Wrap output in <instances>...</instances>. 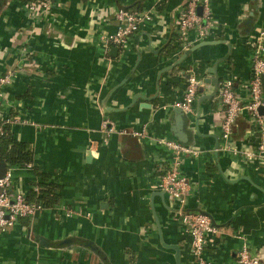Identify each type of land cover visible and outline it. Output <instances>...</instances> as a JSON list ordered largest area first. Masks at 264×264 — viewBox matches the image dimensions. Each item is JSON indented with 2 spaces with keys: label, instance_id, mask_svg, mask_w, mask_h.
<instances>
[{
  "label": "crops",
  "instance_id": "0c3cea01",
  "mask_svg": "<svg viewBox=\"0 0 264 264\" xmlns=\"http://www.w3.org/2000/svg\"><path fill=\"white\" fill-rule=\"evenodd\" d=\"M184 2L52 0L46 17L32 20L25 0H0V77H12L0 116L16 118L12 132L34 151L32 166L8 168L11 191L28 196L37 171L62 187L56 206L0 231V264H177L173 245L181 264H193L181 220L191 213L219 229L206 260L239 264L247 247L264 262V163L222 150L218 95L231 79L248 102L250 41L264 31V0H210L209 30L187 50L178 39ZM122 8L152 17L111 54L116 47L107 51L101 38L116 32ZM190 75L204 87L185 113L183 142L175 109ZM254 133L245 111L231 146L250 150ZM166 141L197 153L182 158L191 183L184 206L160 189L173 158Z\"/></svg>",
  "mask_w": 264,
  "mask_h": 264
},
{
  "label": "built area",
  "instance_id": "2783aa9c",
  "mask_svg": "<svg viewBox=\"0 0 264 264\" xmlns=\"http://www.w3.org/2000/svg\"><path fill=\"white\" fill-rule=\"evenodd\" d=\"M26 3L29 16L32 20H37L46 17L51 9L52 0L28 1ZM200 7H202V14L199 13ZM151 17V14L146 10L119 9L115 14L118 24L116 32L112 35H103L101 38L106 50L110 51L113 47L119 50L125 49L128 39L138 33L141 25L151 20ZM210 19V0H185L178 21V39L182 46L181 49L191 48L194 43L201 41L206 36L210 27ZM191 33L195 34L193 42L189 39ZM250 43L253 50L252 73L248 81V102H243L238 96L235 83L231 79L223 82L218 90L223 116L221 129L224 145L222 150L231 152L235 156L241 155L249 161L264 163V90L262 83L264 75V31H260L251 39ZM11 81V75L0 77V97L3 87L10 84ZM203 87L204 82L202 80L190 75L187 79L183 100L176 104V107L186 114L192 113L194 103ZM261 109H263V113ZM245 111L248 112L256 133L250 142V150H240L231 146L234 126L238 117ZM16 121L15 117L3 119L0 116V133H3L5 124H13ZM133 135L141 136L138 132H133ZM164 144L171 149L173 158L161 179L160 189L164 194L184 206L190 194L191 183L188 178L181 174L182 158L197 153L180 142L166 141ZM11 186L12 173L7 169L4 176L0 178V231L2 232H7L13 228L21 219L34 218L40 211L44 210L40 204L28 202L26 195L12 192ZM35 191L38 192V189L36 188ZM181 220L187 226L190 236L193 264H212L205 259L204 254L210 240L218 235L219 229L213 224L209 216L202 213L186 214ZM237 261L239 264H264L257 256L252 255L247 247H243L239 251Z\"/></svg>",
  "mask_w": 264,
  "mask_h": 264
},
{
  "label": "trees",
  "instance_id": "16d2710c",
  "mask_svg": "<svg viewBox=\"0 0 264 264\" xmlns=\"http://www.w3.org/2000/svg\"><path fill=\"white\" fill-rule=\"evenodd\" d=\"M38 2L44 0H25ZM11 123L5 124L3 133H0V163L6 165L7 169L13 166H32L34 162V151L29 143L20 141L11 130ZM41 177L40 183H37L27 196L28 202L40 204L44 209L52 208L60 202V192L62 187L50 182V178L37 171Z\"/></svg>",
  "mask_w": 264,
  "mask_h": 264
},
{
  "label": "water",
  "instance_id": "95a60500",
  "mask_svg": "<svg viewBox=\"0 0 264 264\" xmlns=\"http://www.w3.org/2000/svg\"><path fill=\"white\" fill-rule=\"evenodd\" d=\"M199 13H202V7L199 8ZM203 44L196 46L195 48H193L192 50H188L184 57L182 58V60H184L191 52H193L194 50H196L197 48H199L200 46H202ZM118 51V48H113L111 50V54L116 53ZM205 83H213L214 85H217L218 82L217 80H207ZM262 83H263V90H264V75L262 77ZM215 95V94H214ZM261 111L263 112V109H261ZM175 112L177 114V126H176V133L178 138L183 141L186 142L187 141V133L184 130V122L186 120V114L183 112V110H181L180 108H176ZM7 171V167L6 165L0 163V178L4 176L5 172ZM173 250L176 251V260H177V264H181V260H180V249L173 245V246H167Z\"/></svg>",
  "mask_w": 264,
  "mask_h": 264
}]
</instances>
